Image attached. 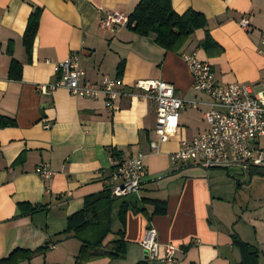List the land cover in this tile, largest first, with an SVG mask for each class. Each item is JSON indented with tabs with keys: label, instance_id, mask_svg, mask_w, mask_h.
<instances>
[{
	"label": "crops",
	"instance_id": "1",
	"mask_svg": "<svg viewBox=\"0 0 264 264\" xmlns=\"http://www.w3.org/2000/svg\"><path fill=\"white\" fill-rule=\"evenodd\" d=\"M139 1L0 0V116L14 122L0 129V260L14 251H38L17 264H77L81 241L100 242L98 250L107 252L123 232V257L101 256L83 264H165L149 259L141 247L145 231L153 228L159 259L166 246L175 247L172 264H240L234 237L254 247L258 264H264V169L175 170L169 159L181 140L208 129L203 114L212 109L211 99L193 89L180 53H195L208 62L221 86L234 83L260 91L264 0H171L178 15L191 9L205 17L207 33L223 49L219 56L199 47L204 30L174 54L159 48L154 36L99 26L107 12L130 16ZM35 10L40 11L39 25L28 57L22 38ZM243 18L249 20L246 31L239 27ZM73 53L85 83L98 85L102 76L120 80L123 95L113 111L102 98H77L64 89L49 95L37 91L57 81V65ZM11 61L21 66L19 79L9 78ZM144 80L169 83L177 98L197 104L179 111L178 130L159 152L149 147L156 140L155 105L135 88ZM138 154L146 171L138 191L108 197L104 182L111 175V160ZM42 165L54 173L48 180L35 174ZM90 197L99 199L91 226L80 239L63 237L67 219ZM151 200L164 202L166 213L152 215Z\"/></svg>",
	"mask_w": 264,
	"mask_h": 264
},
{
	"label": "built area",
	"instance_id": "2",
	"mask_svg": "<svg viewBox=\"0 0 264 264\" xmlns=\"http://www.w3.org/2000/svg\"><path fill=\"white\" fill-rule=\"evenodd\" d=\"M128 17L117 12H107L99 19V26L109 32L127 27ZM239 27L246 31L249 20L241 19ZM264 51V35L261 39ZM193 81V89L204 93L212 101V109L203 114L208 129L198 136L181 140L178 149L169 155L174 169L198 167L203 170L246 172L252 168L264 169V85L258 92L239 84L221 86L216 82L212 66L199 60L195 53H181ZM60 76L56 82L37 86L42 95H49L56 89H64L77 98L104 100L105 108L113 111L115 103L123 95L119 79L102 76L98 85L84 82L85 72L80 66L79 56L71 54L57 65ZM135 88L143 92V97L155 105L156 140L149 144L154 152L172 138L179 124V111L184 107H196L195 102L184 101L174 94V87L162 81H137ZM216 107L217 109H214ZM48 129V125H44ZM35 174L42 180L53 176L47 166H38ZM146 177L143 155L126 161L111 160V175L104 182L105 190L113 198L136 193ZM141 247L149 259L165 264L174 262L175 247L166 246L163 259L158 257L156 231H145ZM48 248L53 249V245Z\"/></svg>",
	"mask_w": 264,
	"mask_h": 264
},
{
	"label": "trees",
	"instance_id": "3",
	"mask_svg": "<svg viewBox=\"0 0 264 264\" xmlns=\"http://www.w3.org/2000/svg\"><path fill=\"white\" fill-rule=\"evenodd\" d=\"M40 11L35 10L28 18L26 29L22 38V43L27 56L31 54L33 40L36 36L39 25ZM129 28L133 33L140 37L154 36L155 44L166 53H179L187 44L192 35L198 30L205 31V38L199 44L207 55L219 56L223 49L209 36L206 31L207 20L199 13L189 9L181 15L174 12L171 0H140L134 11L128 16ZM9 51V55H10ZM181 54V53H180ZM21 66L11 61L9 67V78L19 79ZM122 68H119V75ZM14 126V122L10 119L0 116V129ZM112 158H115L114 150L110 151ZM107 193V192H106ZM109 197V193H107ZM99 199L90 197L85 200L84 207L78 213L67 219L66 230L61 234L63 237H73L80 239L92 224L95 216V204ZM153 206L152 215H164L166 213V205L160 201H148ZM29 209V207L25 206ZM38 207H31L30 210H36ZM125 208L121 207L119 216L122 225H124ZM119 239L110 244L111 248L107 252L98 250L101 243L89 245L82 242V247L76 258L77 264H83L96 257L107 256L111 259L121 258L124 256L123 232L118 234ZM233 245L240 253V264H258V251L241 242L237 238H233ZM38 251H14L7 258L0 260V264H17L19 262L29 260Z\"/></svg>",
	"mask_w": 264,
	"mask_h": 264
},
{
	"label": "rangeland",
	"instance_id": "4",
	"mask_svg": "<svg viewBox=\"0 0 264 264\" xmlns=\"http://www.w3.org/2000/svg\"><path fill=\"white\" fill-rule=\"evenodd\" d=\"M261 89H262V88H261ZM261 89H260V90H261Z\"/></svg>",
	"mask_w": 264,
	"mask_h": 264
}]
</instances>
